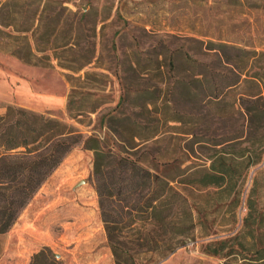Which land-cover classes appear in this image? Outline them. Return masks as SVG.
Returning a JSON list of instances; mask_svg holds the SVG:
<instances>
[{"label": "rangeland", "instance_id": "obj_1", "mask_svg": "<svg viewBox=\"0 0 264 264\" xmlns=\"http://www.w3.org/2000/svg\"><path fill=\"white\" fill-rule=\"evenodd\" d=\"M21 81L57 102L0 96V115L12 107L95 137L184 196L196 226L156 264L246 261L202 247L246 229L248 198L260 229L246 241L264 246V153L247 167L264 137L254 141L246 111L264 109V0H0V89ZM92 159L80 145L65 156L0 234V264H114ZM212 159L228 176L203 186L196 172Z\"/></svg>", "mask_w": 264, "mask_h": 264}, {"label": "trees", "instance_id": "obj_2", "mask_svg": "<svg viewBox=\"0 0 264 264\" xmlns=\"http://www.w3.org/2000/svg\"><path fill=\"white\" fill-rule=\"evenodd\" d=\"M216 46L218 51L228 48L220 43ZM250 78L261 80L255 75ZM254 103L257 102H251L246 109L249 130L254 141L261 142L264 109ZM79 145L93 153L90 178L114 264H156L183 245L196 226L193 211L165 176L106 149L95 137H83L71 127L12 107H6L0 115V234L10 230L39 187ZM261 146L259 151H249L247 167L260 162L264 153ZM196 173H200L197 182L208 187L220 186L228 176L227 169L217 166L213 159L208 170ZM256 220L254 202L248 198L246 229L232 237L207 242L202 252L220 258L250 254L246 261L228 259L223 264H264V246L246 241L259 233L260 221ZM156 236L162 238V243L156 241ZM45 251L42 248L34 257H42Z\"/></svg>", "mask_w": 264, "mask_h": 264}, {"label": "crops", "instance_id": "obj_3", "mask_svg": "<svg viewBox=\"0 0 264 264\" xmlns=\"http://www.w3.org/2000/svg\"><path fill=\"white\" fill-rule=\"evenodd\" d=\"M0 96L3 97H11L14 96L19 101L21 100H27V101H39L44 106H52L57 101L56 98L53 96H45L38 99V94H36L28 83L21 81L14 84V87L12 88L10 84L7 83L6 86H3L2 89H0Z\"/></svg>", "mask_w": 264, "mask_h": 264}, {"label": "bare ground", "instance_id": "obj_4", "mask_svg": "<svg viewBox=\"0 0 264 264\" xmlns=\"http://www.w3.org/2000/svg\"><path fill=\"white\" fill-rule=\"evenodd\" d=\"M81 166V165H80Z\"/></svg>", "mask_w": 264, "mask_h": 264}]
</instances>
